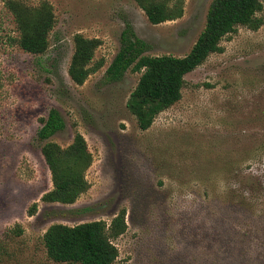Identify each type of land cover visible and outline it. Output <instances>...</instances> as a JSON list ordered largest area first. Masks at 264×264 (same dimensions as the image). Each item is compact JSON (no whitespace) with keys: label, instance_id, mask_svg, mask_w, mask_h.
<instances>
[{"label":"rangeland","instance_id":"374dc122","mask_svg":"<svg viewBox=\"0 0 264 264\" xmlns=\"http://www.w3.org/2000/svg\"><path fill=\"white\" fill-rule=\"evenodd\" d=\"M21 1L50 2L56 24L45 53L27 52L0 0V264H71L49 258L48 228L110 222L124 208L128 227L114 239L113 264H264V209L228 196L264 176L256 156L264 145V23L225 36L223 51L186 75L182 98L142 130L127 107L141 73L106 80L126 23L147 54L183 56L213 0H185L182 17L160 24L137 0ZM78 33L102 41L94 62L104 61L82 85L69 74ZM52 110L64 128L42 139ZM78 132L94 156L90 188L72 204L46 202L53 179L43 145L67 147Z\"/></svg>","mask_w":264,"mask_h":264},{"label":"trees","instance_id":"16d2710c","mask_svg":"<svg viewBox=\"0 0 264 264\" xmlns=\"http://www.w3.org/2000/svg\"><path fill=\"white\" fill-rule=\"evenodd\" d=\"M153 24L175 20L184 14L185 0H137ZM19 31L18 43L27 52L43 54L49 47V36L56 24L53 5L43 1L29 5L21 0H7ZM262 0H213L206 25L189 53L147 54L149 44L138 36L128 22L121 34V48L106 71L107 81L123 78L128 70L141 73L131 93L127 107L137 118L140 129H149L156 117L173 106L183 96L186 75L202 65L215 52L223 51V38L241 26L257 30L264 23L259 13ZM75 48L69 66L71 79L78 85L104 65L94 62L95 53L102 41L81 33L74 36ZM64 128V121L57 110L43 119L39 130L42 139H49ZM43 155L50 167L53 188L42 199L46 202L72 204L90 188L87 171L94 156L83 134L76 133L73 142L63 147L54 141L43 145ZM257 153L264 158V145ZM233 168H231V171ZM237 172V170L234 169ZM260 177V175H259ZM255 183H247L240 190L228 194L229 202L249 209H264V176ZM232 189L236 187L232 186ZM231 198V199H230ZM127 210L124 208L111 220H92L68 225L55 223L44 234L49 258L71 264H113L119 256L117 239L127 230Z\"/></svg>","mask_w":264,"mask_h":264}]
</instances>
